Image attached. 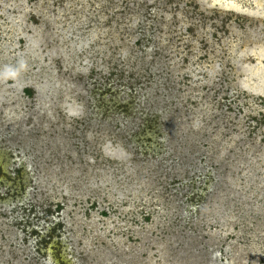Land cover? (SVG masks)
<instances>
[{
	"label": "rangeland",
	"instance_id": "rangeland-1",
	"mask_svg": "<svg viewBox=\"0 0 264 264\" xmlns=\"http://www.w3.org/2000/svg\"><path fill=\"white\" fill-rule=\"evenodd\" d=\"M0 264H264V0H0Z\"/></svg>",
	"mask_w": 264,
	"mask_h": 264
}]
</instances>
